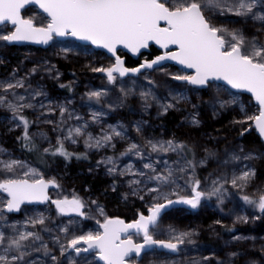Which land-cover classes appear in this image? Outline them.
I'll list each match as a JSON object with an SVG mask.
<instances>
[{"label":"snow or ice","instance_id":"snow-or-ice-1","mask_svg":"<svg viewBox=\"0 0 264 264\" xmlns=\"http://www.w3.org/2000/svg\"><path fill=\"white\" fill-rule=\"evenodd\" d=\"M33 6L42 10L40 22H37L36 12L28 16L23 14L28 7ZM222 20H227L228 23H223ZM249 22L255 29L254 33L245 31ZM229 24L237 26L230 27ZM0 25L4 26L0 28V41L5 43L32 41L48 44L57 37H72L107 49L115 57L114 62L107 67L94 68L93 71L105 73L110 84H116L118 77H126L130 73L141 74L142 69L155 67L165 71L161 62L176 61L192 71L185 74L168 72V76L194 86L196 90L215 87L216 95L210 101L213 107L218 104L220 108H224L229 104L239 103L241 118L233 123L242 126L241 135L254 125L260 137L264 138V40L260 37L264 33V0H0ZM5 28L10 30L5 31ZM150 42L164 49L162 54L152 60L145 59L137 67H126L123 57L118 55L120 47L135 54L149 47ZM170 46H174V50H169ZM61 51L67 54L72 49L65 47ZM39 69V65H34L24 77L19 78L14 69L10 78L0 80V108L12 113L11 119L15 127H23L22 135L17 139L22 140V147L29 151L39 149L30 135L31 121L24 111L36 107L35 97L47 96L39 87L33 88L27 83V78ZM45 70L52 71L51 68ZM144 78L148 81V87L140 92V96L145 101V110L151 106L150 101H154L166 113L175 108L179 100L186 99L181 92L169 89L168 96L171 100L165 102L166 98L157 96L151 87L155 81L149 76ZM20 88L25 89V94L17 92ZM230 90L250 93L256 102L255 111L249 113L244 104L240 103L239 91L234 93ZM120 91L126 97L133 89L121 86ZM221 91L230 99H222L219 95ZM107 93L106 88H101L89 91L87 97L89 101L100 103ZM118 102L122 103L119 98ZM51 103L49 101V105ZM113 106L108 105L109 108ZM39 107L49 113L56 111L55 107H46L43 103ZM58 107L60 120L49 119L45 122L63 127L65 114L68 113V118L71 119V113L65 105ZM105 114L93 112L91 119L98 121ZM143 123L146 122H137V132L142 131ZM192 123L199 124L200 121L193 116ZM245 123L248 128H243ZM87 128V122L69 127L67 136L57 137L58 147L53 149L50 145L43 149V153L60 154L70 159L74 154L66 150L64 141L76 143V137L83 136ZM125 136L123 125H109L107 129L102 128L98 136L88 132L84 143L86 148H114V139ZM145 144L151 153H174L178 159L170 162L160 156L158 160H153L144 146L131 142L120 153V157L134 155L141 161L147 159L148 162L143 163V170L136 168L131 161L124 168H118L116 165L119 157L114 156L104 157L98 162L111 165L107 169L109 174L131 176L127 181L131 194L139 196L148 205L147 214L137 209L136 218L131 221H125L119 216H109L98 201L92 200L89 203L76 194L53 199L49 195V187H61L55 177L45 178L38 168L27 161L13 158L6 149L0 148V192L6 194L0 196V264H47L49 258L51 264H63L61 257L66 253L70 256L69 250L79 258L70 260V264H80V260H83V264H98L96 258L103 261V264H143L148 254L151 257L147 264H181V261L168 257L179 256L186 245L193 244L192 237L196 232L191 228L179 230L173 225L162 227L163 214L177 204L196 209L201 206L202 201L212 197H216L218 204H223L226 196L231 195L227 185L231 184L233 188L243 192L257 175V169L250 162L264 158V153H245L243 148L238 152L226 151L225 158L219 164L225 168L233 165L231 175L227 171L218 175L209 173L202 180L197 167L206 165L208 157H216L215 151L204 148L206 156L197 160L193 147L183 140L147 139ZM189 152L192 154L191 159H188ZM5 155L7 159L3 158ZM75 155L79 158L84 154ZM149 184L152 186L148 187ZM115 186L114 181V189ZM127 195L128 193L124 194L125 199ZM146 196L151 199L146 200ZM241 199L245 204L258 209L260 215L250 217L237 214L234 223L264 218V190L257 189L255 195L245 194ZM49 201L55 205L57 216L69 217L66 224L57 226L58 234L51 236L53 243L59 247V256L49 248L41 235V231L52 232L46 224L51 217L36 211L33 215L26 216L22 222H9L10 214L19 213L22 205L44 204ZM93 206L94 211L103 217L102 220H96L99 230L83 231L77 218H90ZM21 223L23 227L20 226ZM216 223L221 221L217 220ZM37 225L40 226L39 229ZM161 235L167 238L158 239L157 236ZM134 237H142V240L137 242ZM232 239L255 241L257 238L239 235ZM260 249L264 252V244ZM41 251L46 259L41 261L39 255L33 259V253ZM241 255L246 253L239 250L229 252L228 259L218 258L217 264H234V259ZM207 260L204 257L202 261H192L191 264H205ZM244 264H264V258H249Z\"/></svg>","mask_w":264,"mask_h":264},{"label":"rangeland","instance_id":"rangeland-1","mask_svg":"<svg viewBox=\"0 0 264 264\" xmlns=\"http://www.w3.org/2000/svg\"><path fill=\"white\" fill-rule=\"evenodd\" d=\"M33 12L38 13L37 22H40V14L42 13L36 7H28L23 14L28 16ZM222 22L228 23L227 20H222ZM229 26L237 25L229 24ZM3 27L0 25V28ZM4 30L10 29L5 28ZM245 31L247 33L255 32V29L251 27V22L245 26ZM260 37L264 40V33H261ZM10 47L12 46L8 43L0 41V80L10 78L14 69L17 70L15 74L17 78L24 77L34 65H39L40 69L27 78V83H30L33 88L39 87L47 96L35 97L36 107L24 111V114L31 121L30 135L39 150L29 151L22 147L23 141L18 140L17 137L22 135L23 127H15L11 119L12 113L4 108H0V148L6 149L13 158L27 161L33 167L38 168L45 178L55 177L61 187L49 190V195L53 199L58 196L76 194L89 203L92 200L98 201L104 207L107 215L119 216L125 221L135 219L137 209L143 210L147 214L148 205L141 201L139 196L131 194L127 181L132 177L109 174L107 169L111 165L98 164L102 158L114 156L119 157L116 165L118 168H124L131 161L136 168L143 170V163L148 162L147 159L141 161L139 157L134 155L120 157V153L125 151L131 142L144 146L145 151L150 153L153 160H158L162 156L170 162L178 159L176 154L161 153L158 155L151 153L145 141L147 139L167 140L170 138L186 141L193 147L197 160L206 156L204 148L215 151L216 157H208L206 165L197 167V173L202 180L208 177L209 173L218 175L227 171L231 175L233 165L225 168L219 164V161L225 158L226 151L238 152L240 148H243L245 153L249 151L264 153V145L254 127L249 128L247 132L241 135L242 126L233 123L234 120L241 118L239 103L237 105L229 104L224 108H220L218 104L213 107L210 101L216 95L215 87L196 90L182 81L173 80L166 74L168 72L179 74L188 72L182 67L165 64L162 66L165 71H161L159 68L146 69L136 76L118 77L116 84H110L105 73L96 72L93 69L101 66L107 67L114 60L108 54L94 50L89 45H82L74 39L58 40L55 38L44 49L29 45L16 46V50L10 49ZM65 47L71 48L72 51L67 54L63 53L61 49ZM148 58L151 57H141L138 64ZM46 68H51L52 71L48 72L45 70ZM145 76H149L155 81L151 87L157 96L166 98L165 102L171 100V97L168 96L169 89L181 92L186 96V99L179 100L177 106L169 109L166 113L154 101H150L151 106L145 110V101L140 96V92L148 87ZM61 85L66 86L61 87ZM121 86L133 89L132 93L125 97L120 91ZM101 88L108 90L107 96L102 98L100 103H96L95 100L89 101L87 93ZM17 92L25 94V89H17ZM219 95L222 99H230L222 91ZM118 98L122 103L118 102ZM49 101L52 102L51 105H49ZM40 103L46 107H55L56 111L49 113L39 107ZM240 103L244 104L249 113L255 111V104L247 95L240 93ZM109 104L114 106L109 108ZM58 105H65L68 112L71 113V119L68 118V113L65 114L63 127L45 122L49 119L60 120ZM194 105L195 107H193ZM93 112L106 114L100 116L98 121H93L91 119ZM193 116L200 121L199 124L192 123ZM139 121L146 122L143 123L141 132L136 130V124ZM85 122L88 124L86 133L76 137V143L71 140L64 141L66 150L74 154L70 159H66L60 154L43 153V149L50 145L53 149L58 147L57 137L67 136L69 127L84 125ZM109 125H123L126 136L124 138L116 137L113 141L114 148L111 146L101 149L86 148L84 143L86 134L90 132L93 136H98L101 134V129H107ZM243 128H248V124L245 123ZM40 133L45 135H40ZM245 134L248 137L243 138ZM25 152L31 159L24 155ZM81 153L84 155L77 158L75 154ZM3 158L7 159V155ZM191 158L192 154L189 152L188 159ZM244 163H249V161H244ZM250 163L257 169L255 179L243 192L228 184L227 188L231 195L226 196L223 204H218L216 197H212L210 200L202 201L201 206L196 209L177 204L163 214L162 227L173 225L179 230L191 228L196 232L192 237L193 244L186 245L179 256H170L168 259L179 260L181 264H191L192 261L200 262L202 258L207 257L208 260L205 264H217L218 258L227 260V253L238 250L246 253V255L235 258L234 264H244V261L249 258L257 260L264 258V252L260 249V246L264 244V229L261 228V224H264V218L249 219L247 223H234L237 214L249 215L250 217L260 215L258 209L245 204L241 199L242 195L245 194L255 195L257 189L264 190V171H262L264 170V158L254 159ZM161 167H163L162 163ZM259 167H262V170ZM114 181L116 183L115 189L113 188ZM151 186V184L148 185V187ZM125 193H128L127 199H125ZM0 196L6 195L0 192ZM150 199V196H146V200ZM36 211L51 217L50 220L46 221V224L52 229V232L41 231V235L49 248L59 256V247L53 243L51 236L58 234L57 226L66 224L69 217L57 216L55 205H52L50 201L41 205H23L19 213L10 214L9 222H22L26 216H31ZM77 219L79 220V227L83 231H97L99 225L96 220H102L103 217L94 211L93 206L90 218ZM217 220L221 223L217 224ZM20 226L23 227V224L21 223ZM28 227L31 229L30 225ZM39 228L40 226L37 225V229ZM230 229L234 230L230 231ZM225 231L227 232L224 233ZM60 235L63 236V234ZM239 235L256 237L257 239L255 241L252 239L242 241L232 239L233 236ZM157 238L165 239L167 237L161 235ZM134 239L140 242L142 237H134ZM69 252L71 253L70 256L66 253L64 257H61L63 264H70V260L79 259L75 252L71 250ZM37 255L41 261L46 259L43 251L33 253V259ZM158 255H162V253H158ZM150 257L151 254L146 255L143 264H147ZM89 259L91 260L92 257L90 256ZM47 264H51L50 258L47 260ZM80 264H83V260H80ZM98 264L101 263L98 261Z\"/></svg>","mask_w":264,"mask_h":264},{"label":"water","instance_id":"water-1","mask_svg":"<svg viewBox=\"0 0 264 264\" xmlns=\"http://www.w3.org/2000/svg\"><path fill=\"white\" fill-rule=\"evenodd\" d=\"M33 7H36V8L38 9V6H33ZM38 11L42 13V10L38 9ZM56 39H58V40L74 39V40H75V38H72V37H57ZM76 41H77L78 43L82 44V45H89V46H91L94 50H100V51H102V52L108 54L113 60H115V57H114L111 53H109L107 49H103V48L97 47V46H95V45H91L89 42L79 41V40H76ZM50 43H51V41H50L48 44L36 43V42H32V41H24V42H11V43H8V44H9L10 46L29 45V46H35V47H38V48L44 49V48H46ZM151 46L155 47V48L158 50V54H157V55L162 54V52L164 51V49H161L159 45H156L154 42H150L149 47H147V48H143V49H141L138 53H135V54L132 53V52H130L128 49H125V48H123V47L121 46L120 49H119V51H118V55H120V52H124V53H126L129 57H131L132 59H137L142 53L149 51V48H150ZM169 50H174V46H170V49H169ZM157 55H156V56H157ZM120 56L123 57V59H124V61H125L124 56H122V55H120ZM156 56H153V57H151V58H148V60H152V59H154ZM144 60H145V59H144ZM144 60H142L139 64L143 63ZM139 64H137V65H135V66H127V65L125 64V66H126V67H129V68H132V67H137ZM161 64H162V66L165 65V64H172V65H174V66L182 67V68L185 69V67H184L183 65L178 64L176 61H170V60H169V61H163V62H161ZM154 68H155V67H154ZM143 70H146V69H142L141 71H143ZM186 70H187L188 72H191V71H192V70H188V69H186ZM136 75H137V74H131V73L128 74V76H136ZM184 83H185V82H184ZM217 83H221V82H217ZM189 86L192 87V88H195L194 86H191V85H189ZM232 91H234V92H238V91H239V93L245 94V95H247L248 97L251 98V94H250V93H247V92H245V91H243V90H232ZM251 99H252V98H251ZM252 101H253L254 104L256 103L253 99H252ZM253 127H254V125H253ZM254 129H255V127H254ZM255 132H256V134L259 136L260 140L262 141V143H263V145H264V138L260 137L259 132H258L256 129H255ZM52 188H55V187H54V186H50V187H49V190H51ZM49 190H48V191H49ZM5 195H6V194H5ZM44 204H45V203H44ZM37 205H41V204H37ZM22 206H23V205H22ZM97 259H98V261H99V258H97ZM99 262H100L101 264H103V261H99Z\"/></svg>","mask_w":264,"mask_h":264},{"label":"trees","instance_id":"trees-1","mask_svg":"<svg viewBox=\"0 0 264 264\" xmlns=\"http://www.w3.org/2000/svg\"><path fill=\"white\" fill-rule=\"evenodd\" d=\"M10 49H14V50H16L17 47H16V46H12V47H10ZM156 54H158V51H157V49H156L155 47H153V46H151V47L149 48V51L142 53L137 59H132V58L129 57L126 53H124V52H120V55L124 56V58H125V64H126L127 66H134V65L138 64L139 59H140L141 57H143V56L152 57V56H154V55H156ZM171 120H172V116H171ZM169 124H170V122H169ZM169 124H168V125H169ZM208 126H209V125H208ZM250 136H252V135H250ZM246 137H248V136H246V134H245V136H244L243 138H246ZM244 140H246V139H244ZM256 142H258V141H256ZM24 155H25L27 158L31 159V158L28 156V154H27L26 152H25ZM259 169L262 170V167H259ZM262 171H264V170H262ZM261 228L264 229V224H261ZM226 232H227V231H225L224 233H226Z\"/></svg>","mask_w":264,"mask_h":264}]
</instances>
